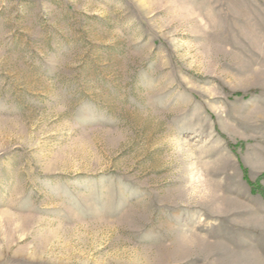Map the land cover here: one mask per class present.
<instances>
[{"label":"rangeland","instance_id":"obj_1","mask_svg":"<svg viewBox=\"0 0 264 264\" xmlns=\"http://www.w3.org/2000/svg\"><path fill=\"white\" fill-rule=\"evenodd\" d=\"M263 174L264 0H0V264H264Z\"/></svg>","mask_w":264,"mask_h":264},{"label":"trees","instance_id":"obj_2","mask_svg":"<svg viewBox=\"0 0 264 264\" xmlns=\"http://www.w3.org/2000/svg\"><path fill=\"white\" fill-rule=\"evenodd\" d=\"M263 176H264V174H263ZM245 177H247V175L245 174ZM253 186V188L257 191V189H259V191H260V193L263 195V197H264V189H263V187L261 186V185H259V183L258 182H255L254 184H252ZM257 186V187H256Z\"/></svg>","mask_w":264,"mask_h":264}]
</instances>
